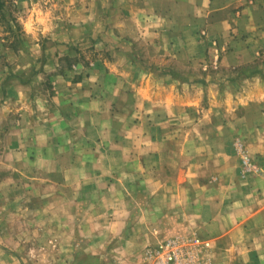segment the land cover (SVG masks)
<instances>
[{"label": "crops", "instance_id": "obj_1", "mask_svg": "<svg viewBox=\"0 0 264 264\" xmlns=\"http://www.w3.org/2000/svg\"><path fill=\"white\" fill-rule=\"evenodd\" d=\"M120 6L123 34L143 38L147 54L189 62L218 47L224 68L264 54V0ZM92 67L103 70L68 93L58 83L53 97H0V264H23L11 244L34 196L42 213L61 214L50 199L65 206L71 197L77 204L65 213L75 221L94 215L97 233L84 245L95 264H144V249L176 236L209 239L215 264H264V78L246 80L260 85L231 109L224 97L200 109L201 97L180 94L170 72L144 68L129 92L141 67Z\"/></svg>", "mask_w": 264, "mask_h": 264}, {"label": "rangeland", "instance_id": "obj_2", "mask_svg": "<svg viewBox=\"0 0 264 264\" xmlns=\"http://www.w3.org/2000/svg\"><path fill=\"white\" fill-rule=\"evenodd\" d=\"M121 2L0 0V97H35L41 94L53 97L58 83L68 93L73 85L90 78L92 72L101 73L103 69H93L95 63H101L106 73L111 69L116 75L129 72L130 64L141 67L142 71L134 70L129 92L135 91L132 82L138 79L137 73L143 72L144 68H147L149 76L170 72L178 81L176 88L180 94L187 92L192 97H201L200 109L208 108L210 101L217 97H224L226 109H231L233 97H241L251 88L259 87V83L250 85L245 81L264 78L262 53L252 63L228 68L221 66L224 54L216 44L213 47L219 50L198 52L189 62L145 53L143 38H132L122 32V23L117 21L122 15L117 12ZM157 7L163 6L157 2ZM200 35L203 37L205 33L201 31ZM194 49L200 50L195 46ZM116 84L118 89L121 80ZM119 95L124 97L122 92ZM237 152L242 158L243 170L250 169L248 156L240 142ZM37 193L33 190V195ZM77 201L67 197L63 206L59 204L61 200L51 198V209L54 205V209H61V214L42 213V199L33 197L28 215L23 219L18 215L19 222L15 224L18 229L13 234L20 237L11 244L23 264H95L87 256L90 246L84 245L97 233L88 226L94 215H81L82 218L75 221L73 214L65 213L66 208L72 209ZM94 220L102 219L96 215ZM75 222H82L81 227ZM176 237L197 239L201 245L207 243L208 246L197 247L194 254L199 264H215L213 244L209 239ZM157 245L146 246L144 264H152L146 260V252Z\"/></svg>", "mask_w": 264, "mask_h": 264}, {"label": "built area", "instance_id": "obj_3", "mask_svg": "<svg viewBox=\"0 0 264 264\" xmlns=\"http://www.w3.org/2000/svg\"><path fill=\"white\" fill-rule=\"evenodd\" d=\"M199 246L208 244L201 245L197 239L170 238L149 249L146 252V260L152 264H199L194 254Z\"/></svg>", "mask_w": 264, "mask_h": 264}]
</instances>
